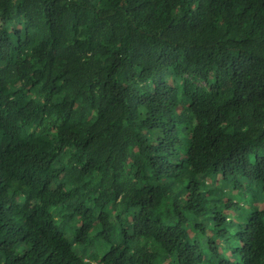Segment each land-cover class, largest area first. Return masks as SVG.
I'll list each match as a JSON object with an SVG mask.
<instances>
[{"label": "trees", "instance_id": "1", "mask_svg": "<svg viewBox=\"0 0 264 264\" xmlns=\"http://www.w3.org/2000/svg\"><path fill=\"white\" fill-rule=\"evenodd\" d=\"M262 204L264 0H0V264H264Z\"/></svg>", "mask_w": 264, "mask_h": 264}, {"label": "rangeland", "instance_id": "2", "mask_svg": "<svg viewBox=\"0 0 264 264\" xmlns=\"http://www.w3.org/2000/svg\"><path fill=\"white\" fill-rule=\"evenodd\" d=\"M264 205L262 204V206L261 207H263ZM51 212H52V214L54 215V217H55V219H56V224L61 228V229H63L64 230V228H63V226H62V220H61V214H60V212H58V210L56 209V208H53L52 210H51ZM237 214L236 213H233V216H236ZM65 232L67 233V235H68V232L66 231V229H65ZM68 237H69V235H68ZM82 253V252H81Z\"/></svg>", "mask_w": 264, "mask_h": 264}]
</instances>
